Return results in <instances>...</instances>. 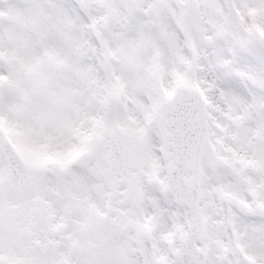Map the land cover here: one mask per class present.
<instances>
[{
	"label": "snow or ice",
	"instance_id": "obj_1",
	"mask_svg": "<svg viewBox=\"0 0 264 264\" xmlns=\"http://www.w3.org/2000/svg\"><path fill=\"white\" fill-rule=\"evenodd\" d=\"M0 264H264V0H0Z\"/></svg>",
	"mask_w": 264,
	"mask_h": 264
}]
</instances>
